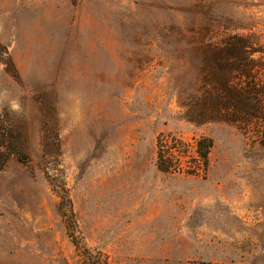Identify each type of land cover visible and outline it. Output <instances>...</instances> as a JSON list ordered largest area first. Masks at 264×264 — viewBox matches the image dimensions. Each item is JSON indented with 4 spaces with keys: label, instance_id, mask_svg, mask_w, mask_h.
Masks as SVG:
<instances>
[{
    "label": "rangeland",
    "instance_id": "rangeland-1",
    "mask_svg": "<svg viewBox=\"0 0 264 264\" xmlns=\"http://www.w3.org/2000/svg\"><path fill=\"white\" fill-rule=\"evenodd\" d=\"M232 36L264 62V0H0V264H264V124L188 119Z\"/></svg>",
    "mask_w": 264,
    "mask_h": 264
},
{
    "label": "trees",
    "instance_id": "trees-1",
    "mask_svg": "<svg viewBox=\"0 0 264 264\" xmlns=\"http://www.w3.org/2000/svg\"><path fill=\"white\" fill-rule=\"evenodd\" d=\"M256 53L260 52L237 36L226 38L221 48H210L204 53L203 91L187 105L191 109L188 118L191 122L198 125L225 122L238 125L248 133L255 124H264V81L261 80L264 62L254 58ZM163 138L158 141V166L161 171L170 172L174 168L165 159ZM197 146L199 161L208 165L213 140L203 138ZM27 147L23 133L0 116V174L12 159L29 163ZM75 246L80 248L79 243L75 242ZM83 250L89 253L84 247Z\"/></svg>",
    "mask_w": 264,
    "mask_h": 264
}]
</instances>
